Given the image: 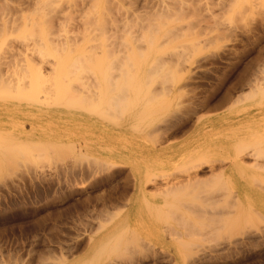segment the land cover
<instances>
[{"label":"rangeland","instance_id":"obj_1","mask_svg":"<svg viewBox=\"0 0 264 264\" xmlns=\"http://www.w3.org/2000/svg\"><path fill=\"white\" fill-rule=\"evenodd\" d=\"M165 1L169 2V7L174 8V6H179L180 9L183 7L182 10H186V13L184 14V11H182L184 15L181 14L179 7L175 8L174 11L172 9L174 13L177 10V13H175L176 16H174L176 17L175 19H178L174 21V19H172L174 16H171L174 13L168 10L171 14H167L166 18L169 21L173 20V22L170 21L169 24H163L164 21H161L165 19V15H160V13L163 12L161 7H164L163 5L167 4ZM173 1H177V5H175L176 2L174 4ZM173 1L5 0L4 2V0H0V18L3 19L5 17L3 20H6L8 17L10 21H8L9 24L7 25H10L9 27H11L9 28L7 26V29L9 28L8 30L10 32L8 30L7 31L11 33V35L5 31H2V34L7 33V36H5V34H1V37H6L5 41L8 39L10 41L8 43L15 45L14 47L18 50L20 49L21 52H24L23 48L26 44V42L24 43V39H26L27 36L30 37V39L27 37L28 39H26V41H28L27 44L31 43L30 47H32L34 51H30L29 54L32 59H34L35 63L38 62L37 67L39 66V63L42 66L41 77H33L29 72L24 71V75L21 74L22 71L18 72L20 73L19 77L17 74H14L15 69L12 67H9V69L6 68L4 70V73L5 71L7 72L5 75H3L5 78L7 76L8 77L5 79L3 76L6 82L4 80H0V102L4 104L3 108H5L6 111H1L0 113V130L2 131V133L0 132V135L4 138H12L13 136H17L15 134L17 130H21L28 137L21 136V139L23 140L29 139V137L34 138L45 135L46 138L55 141L58 145L66 146V142L80 140L81 142L84 141L86 146V148L83 150V157L77 156L72 152H68L65 147V150L64 148H61L62 150L57 148V150L53 151L52 154L50 153L52 159L46 158V160L45 158H42V160L39 158L40 160L36 161V163L25 162V164L22 165L18 164V166H20L19 168L16 166L17 168L11 169L10 172L8 171L4 173L3 171L2 174L4 175L0 174V176H2L0 177V264H264V235L261 234L262 230L264 229V170H255L254 168L249 167L241 172L242 170H239V168L235 165H231L230 162L233 153H235L239 147L254 149L255 146L253 147V145L256 143L255 141L258 140H260L262 143L259 142L260 145H258L260 147L258 146V148H255L262 152V155L259 153L262 156L261 159L264 158V123L263 125H258L259 123L264 122V93L262 94L264 91L261 92V96L258 100L256 99V101L254 100L252 102H248L240 99L241 101H238L237 103L235 102L236 104L232 103L234 102L233 100L235 98H240L244 96L242 94L246 95V93L249 92L248 90L252 83V79L248 82L250 85H248L246 82L247 85L244 83L242 84L243 86H241L238 85V82H240L239 80L241 75L243 74V77L246 70L251 67V64L254 66L257 65L255 67L253 66L255 69H251V75H253L252 77L255 76V78H259L261 76L260 78H262V76H264L260 71L261 69H264V0ZM179 2L181 5H179ZM83 4L85 5L83 6ZM155 6L157 8H155ZM111 8L112 10H110ZM165 11L163 13H165ZM122 13L126 14L124 16L128 15L127 17L131 18L129 19L132 22V24H130L131 26L126 28L128 33L131 32L129 30H134L133 34H131L134 36H139L140 40L142 38L140 41L137 37V40H139L137 43H140H136L140 48L139 50L142 48L144 49V47L149 44L147 41L149 34V38L153 36V39L155 40L159 38V41L161 39L160 43L157 44L154 42L156 45H153L159 48H156V52L157 50L162 49L158 51V53L161 56L163 55L162 58L165 57V59H167L165 62H168L166 64H169L168 72L173 70L172 72L174 73V77L160 76L162 79L165 78V80L167 77L170 79L169 80L167 78L169 81L167 80L168 82L166 83L167 87H165V90L169 88L170 90L168 89V93L170 96H173V106L171 109H180L182 106L183 108L185 106H188L189 108H196L198 107V102L202 101V98L204 100L206 95L210 94L209 99L213 100L216 95L221 93V91L223 92L227 90V87L228 89L229 87H232L235 91H233L234 94H232V100L230 101L234 105L228 103V106L225 104L226 106L212 107V109L208 107L210 110L206 108L200 109L197 111L198 113H196L195 116L193 115L194 118L191 117L192 120L187 119L188 117L185 115L184 119L186 118L187 121L186 119L183 121L181 119L177 121L178 123H176L175 126L173 125L171 126L172 128H169L170 132L174 131L175 128L182 125L186 121L188 126H186V128L183 130L184 132L181 134L180 131L171 137H166L165 134L169 132L166 130V132L164 131L165 134L163 136L166 138V140L165 138L162 140L160 139V142L159 140H156L157 138H160L158 136L160 133L156 128L159 126L161 127L162 125H150L144 132L142 131L143 133L141 131L136 133V131H127L126 129H123L122 131H115L108 129L107 127L109 126L102 127L100 125H92L91 129H87L86 124L80 125V123H74L73 120L69 118L59 119L58 116L55 117L52 111L48 110V106L42 104L45 97L43 95H46L49 91L47 87L53 88L57 95L67 93L71 97L72 92H74L71 98H74V95L76 96L78 93H81V95L85 92L87 93V91H84L83 88V91L79 90L77 92L76 88L83 86L86 79H88L86 77H89V74L85 72L87 67L89 70V63L85 62L86 60L89 61V59L86 57L92 54L89 45L95 43L97 44V41H99L100 44L105 42L103 39V42L99 40L98 37H96V40L98 39L97 41L94 39L91 40V38L89 40V37L92 36L91 33L93 34L92 31L95 28H97V31L95 29L94 34H97L96 32L100 33V29L108 30V28L106 29L105 27L108 24L104 22L109 20L108 15H110L109 17L113 18L117 14L123 16ZM29 15L31 17H29ZM111 15L114 16L112 17ZM168 15L171 17L169 18ZM63 16L65 19L63 18L61 20ZM120 16L118 17L120 18ZM24 17H27V19L30 20L33 19L28 25V28L27 26L25 27V20L23 19ZM89 18H91V22H89ZM95 18L97 19V24ZM159 18L161 21H159ZM1 19L0 26L2 21ZM14 19L16 20L14 21ZM204 20L209 23L206 24ZM147 21L152 24L155 23L157 26L159 24L160 30L159 26L157 27L154 25L149 27L151 33L149 32L150 30L148 25H146V28L144 26L143 29H140L142 24L145 25L148 23ZM63 22L65 23L63 24ZM135 22L137 23L135 24ZM12 23H14V26ZM105 23L107 25H105ZM86 24H88L89 27ZM91 24L94 26H91ZM102 25L105 26L103 27ZM161 25H163L162 29ZM171 25L175 26L171 27ZM156 27L158 29L155 31ZM80 28L82 29V32ZM174 28L178 30H173ZM169 29L173 30L174 33L172 31L168 32ZM84 30L87 32L84 33ZM102 32L103 31H101V33ZM82 33H84V35H82ZM108 33L106 31L105 34ZM180 33L181 35H179ZM85 34L88 37L85 36ZM76 35H78L79 38ZM80 35L83 36L81 37V40ZM69 39H73V41H70ZM34 40H37V42L42 41L40 48L34 49V47L37 48V45L39 47V42L37 43ZM5 41L4 43H1L0 54H3V52L7 49L8 44L7 41L6 43ZM93 41H95V43ZM21 42L22 44L24 43L23 46ZM64 42H66L67 45H72V50H70L71 45L68 46L69 51L73 53L77 49L75 53L78 54L80 52L82 55L78 54L77 56V54H71V52L67 50V45H65ZM62 44H64L65 47L64 45L62 46ZM103 44L104 45L102 47L105 46V43ZM140 45L143 47L141 48ZM100 46L97 47L99 49L101 48L100 50L97 49L98 51L103 50V48ZM148 46L150 47V45ZM135 47L138 49L136 45ZM149 47L145 48V52L150 49ZM151 49L154 50L155 48L152 47ZM176 49L178 51L184 50L186 51V54L184 56L182 55V58L180 57L175 59L176 56L174 55L173 57V53L176 51ZM35 50H40L43 54ZM62 50L65 52L62 53ZM28 51L29 50H27V52ZM66 51L67 53L69 52L68 55ZM65 53L68 57L70 54V57L68 58ZM63 54L66 56L65 59L63 58ZM152 54L153 51L151 52V57L154 55L157 56L156 54L152 56ZM159 54L158 56H160ZM60 55H62V57ZM71 55L73 57L75 56L74 58L77 56L79 59L81 57H85L86 60L83 58L81 59L83 62L80 61V63H82L81 67H85V70L82 69L84 72L77 70L81 69L80 63L78 61L79 66H77V69L76 67H72V69L75 68L73 69V72H76L75 75L72 72L67 76L58 75V65L55 62H58V60L61 61V58L64 59L62 61L67 62V58L68 60L73 58ZM169 56L170 58L173 57L171 61L173 59L176 61H172L171 63L170 59L168 60ZM20 57L21 55L18 56V58ZM42 57L44 58L43 61H41ZM150 60L151 58L148 59L150 63L148 61L145 62L146 66L144 65V67L147 68L149 63L148 67L150 68V64L153 63ZM178 60L179 62H177ZM51 62H54L56 66L52 68V65H50ZM84 62L86 63L85 65H83ZM253 62L255 64H253ZM172 64L174 66H172ZM165 66L167 67V65L164 63V67ZM173 67H176V70H174ZM258 68L259 71H257ZM88 70L87 72L89 73ZM164 71H167V68H165ZM174 71H177V73ZM78 72H80V75L82 73L81 77L79 74H77ZM256 74L260 76L258 77ZM18 77L21 78V80L27 85H31V88L33 89H31L30 86H27L28 88L26 87V89L17 88L18 90L11 88L15 78ZM156 77H158V80L160 79L159 76ZM156 77L154 75H147L145 77V81L143 82L148 83L149 86L151 85L152 89L150 88V90H154L153 87H156L155 89L157 90L154 91H157L156 93H158L160 88L159 85H156L155 83L159 84L161 82L162 85L163 80L160 79L161 81H158ZM9 79L10 81H8ZM81 79H83L84 82L81 81ZM10 82L11 85L9 86ZM152 83L155 85L153 86ZM166 84H164V86H166ZM236 84L243 88L240 89L238 86H236ZM40 86H44L46 88ZM70 86L75 89L72 90ZM213 87H215V89ZM261 90H264V88L262 87ZM151 93H153V91ZM77 96L76 98H78ZM83 97L86 98V95L84 94ZM85 98L82 100L86 101L87 98ZM171 112L172 110L168 112L167 115ZM1 125H3V127H1ZM154 128L157 130L158 135L154 131ZM187 128L188 130H186ZM160 130L161 129H159V131ZM161 131L163 132V130ZM252 142H254V144ZM54 152H56L55 156H53ZM245 157L244 159L247 162L253 161L252 156L247 155ZM117 159L124 161L118 163L117 167H115L116 165L109 169L104 167L105 169L100 171L93 167L92 169H94L95 172L90 168L88 169L90 172H88L87 175L82 170L83 167L87 166V164L88 166L89 164L94 166L96 162L100 161V163H103L102 166H105L104 163ZM91 162L95 163L92 164ZM198 163L202 164L201 166L203 171H206L205 175H207L209 172V163L216 165L222 163L225 167L229 168L230 170L227 169L224 174L226 177L223 176L224 180L226 181V183H224L225 181L223 182L225 185L219 184L223 181V178H219V182L216 179L212 180L213 182H208L206 185L203 184L205 186L200 185V189L197 188L199 186H194L195 188L191 186L193 190L191 187H186V189H184V187L182 191L185 193L180 192L181 194L178 192L181 189L178 191L175 190L178 192L177 196L173 190L172 194H168L167 198H165L162 194L161 196H158L159 192L156 193V188H153L152 181H150L151 183H147L149 182L148 179L155 177L154 180L157 179L158 182L157 180L156 182L159 184L161 183L159 185L160 187H157V191H160L163 188L161 186L164 185V182L166 180L170 181L172 177L174 179L176 178V182L180 181L178 184H182L183 181L186 183L187 173L193 172L194 169H191ZM82 165L84 166L82 167ZM234 167H236L238 171ZM116 169H118V172ZM124 175L127 176H125L127 179L129 175V177H131L129 178V180L131 179V182L132 180L134 182L137 179V181H141L143 183L142 192H134L131 200L126 203L117 202L116 200L119 190H121V188L124 186ZM163 176L164 179L162 178ZM169 176L171 177L170 180H168ZM174 179L171 181L175 183ZM217 184L218 187H216ZM121 185L122 187H120ZM190 190H192L194 195L197 197L203 195V198H200L206 202L202 203V201L200 204L202 203L203 206L206 204L209 207L214 205L216 206V204L220 206L221 204L228 202L230 199L228 193L232 191L234 194L236 193L241 197V199H243L245 208H247V205L248 207H251L249 209L252 211V207H255L256 211L258 213L260 212V215L262 214L260 216L261 218H256L255 216H252L253 218H251V220L250 218H244L239 225L233 227L234 229L231 226H226L224 228L217 227V230L216 228H209V230L208 228L202 226L204 222H200L202 221L201 219L198 221L197 217H191V214H188V212L184 211L185 208H183L181 205L184 204V201H187V198H183L185 200L181 203V205V201H176L181 200V196L184 194L187 197H189L190 194L193 195V192L191 193ZM197 191L202 194H195V192L198 193ZM212 191L214 193L216 191L217 193L214 194ZM206 193L209 194V197H213V200H210L211 198H209ZM210 193L213 194L211 195ZM204 194L207 198H209L208 200L205 199L206 197L204 198ZM194 195L193 197L196 198ZM177 197L180 198L177 199ZM214 197L216 201L219 199L217 203L214 200ZM190 198L193 199L191 196ZM190 198L187 202L194 201ZM163 199L165 200L163 201ZM199 199L196 198V201L191 204L194 206H201L202 204H199ZM173 202L179 203L178 205L183 208L180 209L182 212L184 211L183 214H181L182 212L180 210H177L179 207H176L177 209L174 208L177 211L172 208L173 205L170 204H174ZM176 204L173 207L178 206ZM188 204L189 203L185 205L188 206ZM87 208L88 210H86ZM150 208H152V210ZM172 209L175 212L180 211L181 216L183 215L185 219L187 218L186 220H188V222L196 220L192 221L193 224L194 222L196 224V226L194 224L193 229V232L196 234L191 233V230L190 233L184 231L185 234L182 232L179 236L173 234L171 235L167 232L169 228L171 231H179L182 229V227L179 228L180 226H177V219L175 220V218H178V215L180 216V214L175 213L177 214V217H172L175 215L174 212L171 211ZM113 214L114 217H112ZM157 214H159V216ZM187 214L189 217H186L188 216ZM195 227L197 228L195 229ZM201 227L204 229L206 228L205 231ZM126 229L128 232L130 229L131 232H134L133 235L135 237L133 236V239H131L132 237H129L132 234L127 236V239L129 237V239L133 242L134 239H137L134 242V246L131 241L128 240L130 243L126 241L127 243L125 244V250L124 245H121L118 249L120 251L122 247L121 252L119 253H111L108 250L110 252L109 254L106 249L108 256L106 251L105 256V254L102 253V251L104 252L105 249H102L101 246L99 247L100 250L98 248L99 243L102 244L103 242H107L108 244V241L113 239H109L110 237H114L118 231H126ZM164 229L166 230L164 231ZM259 229H261V232ZM211 230L213 231L211 232ZM181 231H183V229ZM254 231H259V233H251ZM262 233L264 234V232ZM249 234H252L251 237L254 239L250 238V236H248ZM247 236L249 237L248 239ZM227 239H234L233 241L236 239L238 240H236L234 246V244L231 242L228 244ZM259 241H261L260 244ZM237 242L240 245H238ZM253 242H255L256 245L255 243L253 244ZM216 243L218 245H221L222 243V245L218 247ZM257 243L259 245H257ZM104 244H102V246ZM128 246L129 248H127ZM131 246L132 248H130ZM141 247H143V249ZM209 247H215L216 249L212 248L210 251L211 248L209 249ZM236 247L239 249L238 252L242 250L238 254ZM227 248L230 249V252ZM156 251L157 253H155ZM216 254L220 257H218ZM202 255H205V257ZM229 255L231 256L229 257Z\"/></svg>","mask_w":264,"mask_h":264},{"label":"bare ground","instance_id":"obj_2","mask_svg":"<svg viewBox=\"0 0 264 264\" xmlns=\"http://www.w3.org/2000/svg\"><path fill=\"white\" fill-rule=\"evenodd\" d=\"M131 1V0H130ZM145 1V0H144ZM173 1V0H172ZM263 1V0H262ZM4 2H5V0H4ZM12 2V1H11ZM162 2V1H161ZM165 2H167V1H165ZM175 2H176V4H175ZM173 1V3L175 4V5H177V1ZM180 3V2H179ZM9 4V3H8ZM61 4H63V3H61ZM60 4V5H61ZM110 4H112V3H110ZM110 4H107V5H110ZM135 4V3H134ZM149 4V3H148ZM165 4V3H164ZM168 4V5H167ZM167 4H165V5H163L164 7H161V9H162V11L164 12L165 10H167V11H165V13H160V15L161 14H164L165 16V19L167 20V18H166V16H167V14H171L170 13V11H172V9H173V11H174V9L175 8H177V7H179V6H174V8L173 7H169V2H167ZM18 5V4H17ZM85 4H83V6H84ZM113 5V4H112ZM179 5H181V3L179 4ZM200 5V4H199ZM62 6V5H61ZM82 6V5H81ZM146 6H147V4H146ZM149 6V5H148ZM170 6H171V4H170ZM173 6V5H172ZM111 7V6H110ZM114 7V6H113ZM144 7H145V5H144ZM159 7V6H158ZM182 7V6H181ZM186 7V6H185ZM190 7V6H189ZM7 8V7H6ZM155 8H157L156 6H155ZM170 8V9H169ZM195 8V7H194ZM18 9V8H17ZM183 9V7L180 9V7H179V10H181V14H185L186 12V10L184 11V10H182ZM185 9V8H184ZM193 9V8H192ZM208 9V8H207ZM110 10H112V8L110 9ZM154 10V9H153ZM168 10H170V11H168ZM195 10V9H194ZM211 10V9H210ZM172 11V13H174ZM182 11H184L183 13H182ZM197 11V10H196ZM112 12V11H111ZM110 12V13H111ZM128 12V11H127ZM168 12V13H167ZM178 12H180V11H178ZM159 13V12H158ZM175 13H177V10L175 11ZM173 14V15H171V16H176V14ZM108 14V13H107ZM113 14H116V13H113ZM123 14V13H122ZM130 14V13H129ZM156 14V13H155ZM180 14V13H179ZM183 14V15H184ZM193 14H194V12H193ZM212 14V13H211ZM28 15V14H27ZM124 15H126V14H123V16L121 17L120 15H116L117 16V18H116V16H114V15H111L113 18H111V17H109L110 15H108V21H104V22H106L105 23V25H107V26H105V25H102L103 27L105 26L106 27V29L108 28V30H105V29H103V30H101L100 29V33H98V32H96L97 34H94L95 32V29H96V31H97V28H95L92 32H93V34L91 33V35L92 36H90L89 37V40H90V38H91V40H95V41H97L98 39L99 40H101L102 41V39L103 40H105V42H103V43H105V46L104 47H102L104 44L102 43V44H100L99 43V41H97L98 43L97 44H99V45H97L96 43H95V41H93L95 44H91V45H89L90 46V48H91V52H92V54L91 53H89V54H91V55H89L88 57H86V58H88L89 59V61L88 60H86L85 59V57H83L85 60V62L86 63H89V70H88V67L86 68L88 71H89V73L87 72V70L85 71L87 74H89L88 76L89 77H86V78H88V79H86V83L84 82V77H85V75H84V77H83V79H81V81H83L84 82V84H83V86H81L80 88L79 87H77V85H76V89H77V92L79 91V90H82V88L84 89V91L86 90L87 91V93L85 92H82V93H84L85 95H86V98H87V100L86 101H83L82 99H84L85 97H83L84 96V94H82L81 95V93H78V94H76V96L78 97V98H76V96L74 95V98H71L72 97V94L74 93V92H72V94H71V97H70V95H68L67 93L66 94H62V95H57L56 94V92H55V90L53 89V88H51V87H47L48 89H49V91L47 92V94L46 95H43V96H45L44 97V100H43V102H42V104H44V105H46V106H48V110H50V111H52V113H53V115L56 117V116H58V118L60 119H66V118H69V119H72L73 120V122L74 123H80V125H84V124H86V128L88 129H91V126L92 125H100V126H109V127H107L108 129H112V130H115V131H122L123 129H126L127 131L128 130H133V131H136V133L138 132V131H145L150 125H162L161 127L159 126V127H157L156 129L158 130V132L160 133L159 135L157 134L158 132H157V130L154 128V131L156 132V134L160 137L159 139L157 138L156 140H159V142H160V139L162 140V139H164L165 137H163L164 136V131L166 132V130L167 131H169L170 129V127L171 126H175V124L176 123H178L177 121H179V120H181L182 119V121L183 120H185L184 119V117H185V115H186V117H188L187 119H189V120H192L191 119V117H193V115L195 116V114L196 113H198L197 111L198 110H200V109H204V108H206V109H208V107L209 108H211L212 109V107L214 108V107H222V106H224L225 104L227 105L228 103H231L230 101L232 100V94H234L233 93V88L231 87H229V89H228V87L226 88L227 90H225V91H221V93L219 94V95H216V97L213 99V100H211V99H209L210 98V94L209 95H206L205 97H204V100H203V98H202V101H199L198 103L199 104H197L198 105V107H196V108H189L188 106L186 107H184L183 108V106L179 109V108H176V110L175 109H171L172 108V106H173V96H170L169 95V91H168V89L167 90H165L166 88L165 87H167V82L170 80L168 77V79L166 78V80H165V78H161L160 76H173L174 75V73L172 72V71H170V72H168V69H169V64H166V63H168V62H165V60H167V59H165V57L164 58H162L163 57V55L161 56L159 53H158V51H160V50H162V49H160V50H157V52L155 51L156 50V48L157 49H159L157 46L155 47L153 44H155V43H160V40L158 41V39H153V36L151 37V38H149V35H148V38H147V41L149 42V44L148 45H150V47L147 45L146 47H144V49L141 47V45H140V47L142 48L141 50H139L140 48H139V46L137 45V44H140V43H137V41H139L140 39H139V36H134V35H132L133 34V31L134 30H129V31H131V32H129L128 33V31H127V27H129V26H131L130 24H132V22H131V20H129V19H131V18H129V17H127V16H124ZM135 15V14H134ZM152 15V14H151ZM159 15V14H158ZM168 15V16H169ZM201 15V14H200ZM68 16V15H67ZM102 16H104V15H102ZM118 16H120V18L118 17ZM131 16V15H130ZM157 16V15H156ZM171 16H169V18L171 17ZM174 16V18H172V19H174V21L175 20H177V19H175L176 17ZM180 16V15H179ZM186 16V15H185ZM185 16H184V18H185ZM215 16V15H214ZM22 17V16H21ZM29 17H31L30 15H29ZM28 17V18H29ZM151 17V16H150ZM177 17H178V15H177ZM202 17V16H201ZM216 17V16H215ZM5 18V17H4ZM3 18V19H4ZM64 18V16L61 18V20ZM98 18H99V16H98ZM133 18V17H132ZM139 18V17H138ZM162 18H163V16H162ZM181 18H182V16H181ZM1 19V18H0ZM3 19H1L2 21H1V26H0V46H1V43H4V41H5V36H7L6 34L7 33H9L10 31L8 30L9 28H11V27H9L10 25H7V24H9L8 23V21H10V19L7 17V21L6 20H3ZM25 21H24V24H25V27L27 26V28H28V25L31 23V21L33 20V19H27V17L25 18H23ZM65 19V18H64ZM90 19L91 18H89V22H91L90 21ZM96 19V18H95ZM104 19V18H103ZM147 19V18H146ZM153 19V18H152ZM151 19V20H152ZM155 19V18H154ZM160 19V18H159ZM162 20L161 21V19L159 20V21H161V22H163V24H169V22L170 21H172L173 22V20H167V22H166V20ZM16 19H14V21H15ZM94 20V19H93ZM180 20V19H179ZM183 20V19H182ZM13 21V22H14ZM134 21V20H133ZM144 21V20H143ZM209 21V20H208ZM34 22V21H33ZM66 22V21H65ZM65 22H63V24L65 23ZM88 22V23H89ZM100 22H102V21H100ZM99 22V23H100ZM131 22V23H130ZM148 23H146L145 25L144 24H142L141 25V28L140 29H143V27L145 26V28H146V25H148V28L149 27H151V25L153 26H157V25H155V23L154 24H152V23H150L149 21H147ZM157 22V21H156ZM161 22H159V23H161ZM180 22V21H179ZM183 22H184V20H183ZM188 22V21H187ZM204 22L206 23V24H208L207 22H206V20H204ZM211 22V21H210ZM214 22H215V20H214ZM62 23V22H61ZM84 23V22H83ZM98 22H97V19H96V24H97ZM137 22H135V24H136ZM14 23H12V25H13ZM15 24H16V22H15ZM33 24V23H32ZM95 24V23H94ZM171 24V23H170ZM182 24V23H181ZM188 24V23H187ZM186 24V25H187ZM193 24V23H192ZM205 24V25H206ZM214 24V23H213ZM218 24V23H217ZM11 25V26H12ZM87 26H88V24H86ZM216 25V24H215ZM7 26L9 27L8 29H7ZM14 26V25H13ZM12 26V27H13ZM63 26V25H62ZM66 26V25H65ZM85 26V25H84ZM86 26V27H87ZM91 26H94V25H92L91 24ZM133 26V25H132ZM158 26H159V24H158ZM157 26V27H158ZM173 26H175V25H173ZM172 25H171V27H173ZM177 26V25H176ZM89 27V26H88ZM96 27H98V26H96ZM100 27H101V25H100ZM137 27V26H136ZM156 27V29H155V31L158 29ZM162 27H163V25H161V29H162ZM165 27V26H164ZM170 27V26H169ZM178 27V26H177ZM176 27V28H177ZM215 27V26H214ZM61 28V27H60ZM83 28H85V27H83ZM94 28V27H93ZM99 28V27H98ZM102 28V27H101ZM131 28H133V27H131ZM153 28H155V27H153ZM182 28V27H181ZM216 28V27H215ZM215 28H213V29H215ZM23 29V28H22ZM81 29V28H80ZM90 29V28H89ZM207 29V28H206ZM9 32H8V31ZM12 30V29H11ZM17 30V29H16ZM20 30H21V28H20ZM19 30V31H20ZM27 30V29H26ZM61 30V29H60ZM149 30H150V28H149ZM148 30V31H149ZM159 30H160V26H159ZM163 30H165V29H163ZM162 30V31H163ZM173 30H178V29H173ZM173 30H171V29H169L168 30V32H170V31H172L173 33H174V31ZM182 30V29H181ZM2 31H5V32H7L6 34L5 33H3L2 34ZM66 31H67V29H66ZM65 31V32H66ZM80 31V30H79ZM78 31V32H79ZM101 31H103L104 32V34H103V32L101 33ZM106 31H107V33L108 34H110V35H108V34H105L106 33ZM140 31H142V30H140ZM147 31V30H146ZM145 31V32H146ZM15 32V31H14ZM63 32V31H62ZM68 32V31H67ZM66 32V33H67ZM81 32H82V29H81ZM84 33L85 32H87V31H83ZM91 32V31H90ZM143 32V31H142ZM150 33H151V30L149 31ZM148 32V33H149ZM176 32V31H175ZM180 32V31H179ZM77 33V32H76ZM84 33H82V35H84ZM132 33V34H131ZM156 33V32H155ZM166 33V32H165ZM177 33V32H176ZM1 34L2 35H4L5 34V36H3V37H5V38H2L1 37ZM10 35H11V33H9ZM12 34H13V32H12ZM18 34V33H17ZM16 34V35H17ZM63 34V33H62ZM79 34H81V33H79ZM87 34V33H86ZM85 34V36H87ZM139 34V33H138ZM146 34H147V32H146ZM172 34V33H171ZM170 34V35H171ZM19 35V34H18ZM29 35H30V32H29ZM163 35V34H162ZM177 35V34H176ZM179 35H181V33L179 34ZM21 36H22V34H21ZM21 36H19V37H21ZM65 36V35H64ZM74 36H75V34H74ZM77 37H78V35H76ZM168 36V35H167ZM173 36V35H172ZM174 36H175V34H174ZM24 37V36H23ZM28 37V36H27ZM26 37V39H30V37H28L27 38ZM67 37V36H66ZM73 37V36H72ZM81 37H83V36H81L80 35V40H81ZM88 37V36H87ZM96 37H98V39L96 40ZM137 37H138V39L139 40H137ZM155 37V36H154ZM161 37V36H160ZM179 37V36H178ZM79 38V37H78ZM140 38H141V36H140ZM166 38V37H165ZM26 39H24L25 41H24V43L26 42V44H25V47L23 48L24 49V52H21V50L19 49H17V48H15L14 46L15 45H12V44H10V43H8V42H10L8 39V41H7V44L9 45V47H8V45H7V49L3 52V54H0V80H4V78H5V74H6V72L7 71H5V73H4V70L6 69V68H8L9 69V67H12L13 69H15V75L17 74V76H19L20 75V73H18V72H21V74H23V71L24 72H29L30 74H31V76H33V77H41V72H42V66L40 65V63H39V66L37 67V63H35V61H34V59H32V57L30 56V51L32 52V51H34L33 50V48L32 47H30L31 46V43H29V44H27L28 43V41H26ZM39 39H41V38H39ZM62 39H64V38H62ZM77 39V38H76ZM83 39V38H82ZM144 39V38H143ZM171 39V38H170ZM67 40H68V38H67ZM70 40V39H69ZM72 41H73V39H71ZM70 40V41H71ZM86 40H87V38H86ZM141 40H142V38H141ZM140 40V41H141ZM145 40H146V37H145ZM154 40V41H153ZM174 40V39H173ZM6 41H5V43H6ZM34 41H36L37 42V40H34ZM64 41V40H63ZM78 41V40H77ZM108 41V42H107ZM163 41V40H162ZM171 41V40H170ZM39 42V43H38ZM37 43L39 44V47H38V45H37V48H35L34 47V49H38V48H40V44H41V42L42 41H38ZM68 42V41H67ZM75 42V41H74ZM90 42V41H89ZM92 42V41H91ZM107 42V43H106ZM155 42V43H154ZM12 43V42H11ZM23 43V44H24ZM62 43V42H61ZM65 43V45H67L66 44V42H64ZM72 43V42H71ZM76 43V42H75ZM78 43V42H77ZM81 43H82V41H81ZM137 43V44H136ZM21 44H22V42H21ZM23 44H22V46H23ZM34 44V43H33ZM89 44V43H88ZM6 45V44H5ZM20 45V44H19ZM64 44H62V46H63ZM65 45H64V47H65ZM71 45V44H70ZM70 45H67V48H68V46H70ZM82 45V44H81ZM86 45V44H85ZM101 45V46H100ZM135 45L138 47V49H136V47H135ZM156 45V44H155ZM160 45H162V44H160ZM160 45H158V46H160ZM33 46V45H32ZM34 46H36V45H34ZM102 47L103 48V50H101V51H98V50H100L99 48H97V47ZM72 47V45L70 46V48ZM80 47V46H79ZM106 47V48H105ZM150 48V49H146L147 51L145 52V48ZM155 48L154 50L153 49H151V48ZM61 48H63V47H61ZM177 48V47H176ZM186 48V47H185ZM184 48V49H185ZM188 48V47H187ZM1 49V48H0ZM5 49V48H4ZM64 49V48H63ZM73 48H71L70 50H72ZM76 49V48H75ZM80 49H82V48H80ZM98 49V50H97ZM104 49H106V50H104ZM173 49H175V48H173ZM27 50H29L28 52H27ZM41 50V49H40ZM40 50H35V51H39V53L41 52ZM68 51H69V48L67 49ZM77 50V49H76ZM75 50V51H76ZM86 50V49H85ZM137 50V51H136ZM142 50H144V51H142ZM151 50V51H150ZM180 50V49H179ZM187 50V49H186ZM75 51L72 53L71 51H69V52H71V54H77V53H75ZM79 51V50H78ZM153 51V54H152V56L154 55V54H156L157 56H158V54L160 55V56H153V57H151V52ZM1 52V51H0ZM65 52V51H64ZM63 52V50H62V53H64ZM68 52V53H69ZM85 52V51H84ZM155 52V53H154ZM173 52V51H172ZM34 53V52H33ZM42 53V52H41ZM61 53V54H62ZM66 53H67V51H66ZM66 53H65V55H66ZM68 53H67V55H68ZM82 53V52H81ZM43 54V53H42ZM42 54H41V56H42ZM78 54H80V52L78 53ZM78 54H77V56H78ZM83 54H85V53H83ZM86 54H87V52H86ZM172 54V53H171ZM186 54V51H184V50H180V51H178L177 49H176V51L173 53V57H174V55L176 56L175 57V59L176 58H180L182 55L184 56ZM19 55H21V57L20 58H18V56ZM64 55V54H63ZM64 55V56H65ZM66 55V56H67ZM80 55H82V54H80ZM79 55V56H80ZM88 55V54H87ZM86 55V56H87ZM32 56H33V54H32ZM61 57H62V55H60ZM63 56V58L65 59L66 58V56L64 57ZM72 56V55H71ZM76 56V58H74L73 56V58H71V60H68V58L70 57V54H69V57L67 58V62L66 61H62V60H64L63 58H61L62 60L60 61V60H58V62H55L57 65H58V70H57V73H58V75H61V76H67L69 73H74L73 72V69H75V68H73L72 69V67H76V69H77V66H79V63H80V61L81 62H83L81 59H83L81 56V58L79 59V57H77ZM182 56V57H183ZM172 57V58H173ZM181 57V58H182ZM149 58H151V62H153L152 64H150V68L148 67L149 66V61H148V59ZM167 58V57H166ZM172 58H170V56L168 57V60L170 59V61H171V59ZM191 58V57H190ZM44 60V58L42 57L41 58V61H43ZM40 61V62H41ZM78 61H79V63H78ZM88 61V62H87ZM146 61H148L149 63H148V66H147V68H149V69H147L146 67H144V65H145V62ZM169 61V62H170ZM173 62L174 61H176V60H172ZM172 61H171V63H172ZM45 62V61H44ZM83 63V65H85L86 63ZM177 62H179V60L177 61ZM55 63L54 62H51V64L50 65H52V68L54 67V66H56L55 65ZM164 63H165V65H167V67L165 66L164 67ZM194 63V62H193ZM43 64V63H42ZM81 64L82 63H80V67H81ZM251 64V63H250ZM253 64H255L254 62H253ZM256 64H257V62H256ZM262 65V64H261ZM87 66V65H86ZM146 66V65H145ZM171 66V65H170ZM172 66H174L173 64H172ZM171 66V67H172ZM191 66V65H190ZM251 67H249V69H247L246 70V72L244 73V76L242 77V75H241V77H240V82H238L239 84L238 85H241V86H243L242 84H246V82H247V84H248V82L251 80L252 81V83H251V85L250 84H248V85H250V88H249V92H247L246 93V95L245 94H242V95H244V96H242V97H238V96H236V97H238V98H233L234 100V102H232V103H234V104H236L238 101H241L240 99H242L243 101H248V102H252V101H256V99L258 100L259 99V97L261 96V92L262 91H264V90H261L262 89V87L264 88V76H262V78H260L261 76L260 75H257L259 78H255V76L254 77H252L253 75H251L252 74V70L251 69H255L254 67L255 66H257V65H250ZM254 66V67H253ZM253 67V68H252ZM263 67V66H262ZM261 67V68H262ZM85 67H81V69H77V70H80V72H84V71H82V69H84ZM164 68V69H163ZM165 68H167V71H164L165 70ZM174 68V70H176L175 68L176 67H173ZM246 68V67H245ZM85 70V69H84ZM264 70V69H263ZM262 69L260 70L262 73H260V74H262V75H264V71H263ZM12 71V70H11ZM76 71V70H75ZM257 71H259V68H258V70ZM9 72V71H8ZM80 72H78L77 74H79V76L81 77L82 76V73H81V75H80ZM174 72H176L177 73V71H174ZM251 72V73H250ZM76 73V72H75ZM75 73H74V75H75ZM175 73V74H176ZM4 74V75H3ZM86 74V75H87ZM24 75V74H23ZM147 75H154L155 77L156 76H159V78L161 79V80H163L162 82V85H161V82L159 83V84H157V83H155L156 85H159V90L160 91H158V93H156L154 90H157V89H155L156 87H153L154 88V90H150V88L152 89V87H151V85L149 86L148 85V83H146V82H143V81H145V77L147 76ZM3 76H4V78H3ZM222 76H223V74H222ZM8 77V76H7ZM7 77L5 78V79H7ZM20 77V76H19ZM15 78V81L13 82V84L11 85V82L9 83V86L11 85V88H15V89H26V87L28 86H30V88H31V85H27L26 83H24L22 80H21V78ZM174 77V76H173ZM3 78V79H2ZM10 78V77H9ZM172 78V77H171ZM237 78V77H236ZM14 79V78H13ZM155 79V78H154ZM156 79L158 80V77H156ZM155 79V80H156ZM159 79V80H160ZM222 79V78H221ZM239 79V78H238ZM12 80V79H11ZM78 80V79H77ZM76 80V81H77ZM80 80V79H79ZM154 80V81H155ZM156 80V81H157ZM158 80V81H159ZM160 80V81H161ZM168 80V81H167ZM5 82H6V80H4ZM8 81H10V79L8 80ZM26 81V80H25ZM29 81V80H28ZM224 81V80H223ZM238 81V80H237ZM82 82V83H83ZM165 82V83H164ZM215 82V81H214ZM218 83V82H217ZM234 83V82H233ZM235 83H237V82H235ZM79 84H80V81H79ZM153 84V83H152ZM155 84H153V86L155 85ZM164 84H166V86H164ZM246 84V85H247ZM74 85V86H75ZM161 85V86H160ZM168 85H169V83H168ZM234 85V84H233ZM237 84H236V86H238ZM246 85H244V86H246ZM73 86V87H74ZM211 86V85H210ZM216 86V85H215ZM232 86V85H231ZM27 87V88H28ZM36 87V86H35ZM40 87H44V86H40ZM239 87V86H238ZM237 87V88H238ZM44 88H46V87H44ZM70 88H72V86H70ZM69 88V89H70ZM86 88V89H85ZM211 88V87H210ZM214 89H215V87H213ZM234 88H235V86H234ZM240 89L241 88H243V87H239ZM238 88V89H239ZM17 89V90H18ZM31 89H33V88H31ZM75 88H72V90H74ZM236 89V88H235ZM170 90V89H169ZM69 91H71V90H69ZM153 91V93H151ZM215 91V90H214ZM236 91H237V89H236ZM67 92V91H66ZM76 92V93H77ZM156 94H155V93ZM235 92V91H234ZM264 92H262V94H263ZM240 96V95H239ZM85 98V99H86ZM201 98V97H200ZM72 99H74V100H72ZM236 102V103H235ZM231 103V104H232ZM234 104H232V105H234ZM185 105V104H184ZM196 105V106H197ZM225 105V106H226ZM229 105V104H228ZM227 105V106H228ZM231 106V105H230ZM4 107V104L2 103V102H0V113H1V111H6V109L5 108H3ZM195 107V106H194ZM172 110V112L171 113H169L168 115H167V113L168 112H170ZM208 110H210V109H208ZM165 115H167V116H165ZM194 118V117H193ZM187 119H186V121H187ZM186 121L182 124V125H180V126H178L177 128H175V130L174 131H169L167 134H165V136L166 137H171L172 135H174V134H177L178 132H180L181 131V134H182V132H184L183 130L186 128V126H188L187 124L188 123H186ZM190 122V121H189ZM157 123H160V124H157ZM263 123L264 122H261V123H259L258 125H263ZM190 124H192V123H190ZM189 124V125H190ZM1 127H3V125H1ZM172 128V127H171ZM159 129H161V130H163V132L160 130L159 131ZM186 130H188V128L186 129ZM257 131V130H256ZM0 132L2 133V131L0 130ZM142 132V133H143ZM154 132V133H155ZM140 133V132H139ZM163 133V134H162ZM17 136H13L12 138H7L6 136V138H4L3 136H1L0 135V174H2V172L4 171V173L5 172H10V170L11 169H13V168H17L16 166H18V164L20 165H22V164H25V162H35L36 163V161H39L40 159L39 158H50V159H52L51 158V155H50V153L52 154L53 153V151H55V150H57V148L59 149H61V148H66V150L68 151V152H72L73 154H75V155H77V156H82L83 155V150L86 148V146H85V142L84 141H80V140H77V141H72V142H66V146L64 145H58L55 141H52V140H50L49 138H46V136L44 135H41V136H38V137H29V139H26V140H23V139H21L22 137L21 136H26L27 137V135L23 132V131H21V130H17V132L15 133ZM162 134V135H161ZM156 135V136H157ZM155 136V135H154ZM28 138V137H27ZM165 140H166V138H165ZM157 142V141H156ZM256 143L254 144V142H252L254 145H253V147L255 146V147H257L258 148V146L260 145V143H262V142H260V140H258V141H255ZM258 142V143H257ZM260 142V143H259ZM259 144V145H258ZM264 144V143H263ZM237 145V144H236ZM242 146V145H241ZM254 147V149H247V147L245 148V147H237L238 149L236 150V152L235 153H233V155H232V158H231V165H235V166H237L238 168H239V170H242L241 172H243V170H245L246 168H254L255 170H260V169H263L264 170V158L263 159H261V155H262V152L260 151H258L256 148ZM260 147V146H259ZM65 148H64V150H65ZM263 148V147H262ZM62 150V149H61ZM263 151H264V149H263ZM64 152V151H63ZM86 152V151H85ZM56 152H54V155L53 156H55L56 154H55ZM259 153H261V155L259 154ZM264 154V153H263ZM57 155H58V153H57ZM252 156L253 157V161L252 162H247L245 159H246V157L245 156ZM50 156V157H49ZM83 157V156H82ZM244 157H245V159H244ZM55 159V158H54ZM96 159V158H95ZM249 159V158H248ZM43 160V159H42ZM47 160V159H46ZM45 160V161H46ZM97 160V159H96ZM99 160V159H98ZM118 160V161H117ZM117 160H110L109 162H106V163H104L105 164V166H102V164L103 163H100V161H98V162H96V164L93 166V165H91V164H89V166H88V164H87V166L86 167H83L84 165H82V167H83V171L85 172V174L87 175L88 174V172H90L88 169H92L93 167H95L97 170H104L105 168L106 169H109V168H111V167H114L115 165V167H117V164L118 163H121V162H124L123 160H120V159H117ZM227 160V159H226ZM95 161V160H94ZM221 162V161H220ZM90 163V162H89ZM92 164H94L95 162H91ZM219 163V162H218ZM202 164L201 163H198L197 165H194L193 166V168L191 169V170H193V172H188L187 173V178H186V183H184V181L182 182V184L180 183V184H178L180 181V179L178 180L179 182H176V178L174 179L173 177H172V179H174V181H175V183L173 182V181H171L172 179H171V177L169 176V179L168 180H170L171 181V183H170V181H165L164 182V185L163 186H161V187H163L160 191H157V187L159 188L160 186V184L159 183H157L158 182V180H157V182H156V180H154V178H151V179H148V181L149 182H147V183H151L150 181H152V183H153V188H156V193H160V195H159V193H158V196H161V194L165 197V198H167V195L168 194H172V192H173V190L175 191V190H179V189H181L180 191H178L179 193L181 192V193H185V192H183L182 191V189L184 188V189H186V187L188 188V187H191V186H193V188H195V187H197V186H199V187H197V188H201L200 187V185L202 186L203 184H205L206 185V183H208V182H211L212 180H218L219 178H223V176H224V174H225V172L227 171V169H229V168H227V167H225L222 163H220V164H218V165H216V164H213V163H209L208 164V167H209V172H208V174L207 175H205L206 173V171L204 172L203 171V169H202V166H201ZM216 165V166H215ZM20 166H18V168H19ZM24 167V166H23ZM22 167V168H23ZM105 167V168H104ZM234 168H236V167H234ZM119 169V168H118ZM118 169H116L117 170V172H118ZM121 169V168H120ZM123 169V168H122ZM185 169V168H184ZM237 169V168H236ZM93 171H94V169H92ZM96 170V171H97ZM230 170V169H229ZM115 171V170H114ZM121 171H123V170H121ZM121 171H119V172H121ZM179 171V170H178ZM237 171H238V169H237ZM14 172V171H13ZM12 172V173H13ZM82 172V171H81ZM92 172V171H91ZM95 172V171H94ZM176 172V171H175ZM200 173V174H199ZM203 175H202V174ZM8 174V173H7ZM7 174H5V175H7ZM124 174H125V172H124ZM2 175H4V174H2ZM112 175H113V173H112ZM111 175V176H112ZM162 175V174H161ZM174 175V174H173ZM126 175H124V177H125ZM165 176V175H164ZM164 176L162 177L163 179H164ZM171 176H172V173H171ZM0 177H2V176H0ZM32 177V176H31ZM107 177V176H106ZM127 177V176H126ZM125 177V180H124V186H123V188H121V190H119V192H118V196H117V198H116V200H117V202H122V203H126V202H129L130 200H131V198H132V196H133V193L134 192H142V182L141 181H137V179L133 182V180H132V182H131V179L129 180V178H131V177H129V175H128V179ZM176 177V176H175ZM224 177H226V176H224ZM87 178V177H86ZM90 178V177H89ZM110 178V177H109ZM150 178V177H149ZM161 178V180L163 181V179ZM166 178V177H165ZM167 178H168V176H167ZM166 178V179H167ZM99 179V178H98ZM122 179V178H121ZM146 179V180H147ZM80 180V179H79ZM160 180V181H161ZM183 180V179H182ZM185 180V179H184ZM159 181V182H160ZM225 180H224V178H223V181H222V183H219V184H224V183H226V181L224 182ZM173 182V183H172ZM213 182V181H212ZM217 182V181H216ZM218 182H219V180H218ZM224 182V183H223ZM255 182V181H254ZM34 183V182H33ZM118 183V182H117ZM116 183V184H117ZM163 183V182H162ZM177 183V184H176ZM145 184H146V182H145ZM214 184V183H213ZM205 185H203V186H205ZM220 185V186H221ZM225 185V184H224ZM117 186V185H116ZM116 186H114V187H116ZM151 186V187H152ZM155 186V187H154ZM195 186V187H194ZM120 187H122V185L120 186ZM119 187V188H120ZM216 187H218V184H217V186ZM223 187V186H222ZM259 187V186H258ZM192 188V187H191ZM193 188H192V190H193ZM40 189V188H39ZM217 189V188H216ZM192 190H190V192L192 193L193 191ZM198 190V189H197ZM71 191V190H70ZM74 191V190H73ZM177 191H175V195L177 196L178 195V192ZM217 191V190H216ZM215 191V193L214 194H216L217 192ZM219 191V190H218ZM132 192V193H131ZM198 192V191H197ZM201 192V191H200ZM258 192H260V191H258ZM31 193V192H30ZM39 193V192H38ZM180 193V194H181ZM213 193H210L211 195L213 194ZM219 193V192H218ZM261 193V192H260ZM64 194V193H63ZM66 194H68V193H66ZM97 194V193H96ZM115 194V193H114ZM190 194V193H189ZM195 194H202V193H196L195 192ZM166 195V196H165ZM187 195H188V193H187ZM193 195H194V192H193ZM193 195H189V197H187V196H185V194L183 195V196H181L182 198H181V200H176L177 202L178 201H181L180 202V205H181V203L186 199L187 201H188V199L190 198V196L193 198V199H191V200H194V201H196L195 199L196 198H200V197H202L203 198V195L202 196H200V197H197L196 195H194V196H196V198H194L193 197ZM206 195L209 197V194H207L206 193ZM206 195L204 194V198L206 197ZM228 195H229V197H230V199H229V201L228 202H225L224 204H221L220 206H218L217 204H216V206L214 205V206H212V207H209V206H207L206 204H204V206H203V204L202 203H205L206 201H203V199H199V204H200V202H202L200 205L201 206H198V205H196L195 203V205L196 206H194L193 204H191V203H193L194 201H191V202H187V201H184L183 203V205H181L183 208H185L184 209V211H186V212H188V214H191V217L192 216H194V217H197L198 219V221H200V219L202 220V221H200V222H204V224H202V226H204V227H206V228H213V229H215L216 228V230H217V227H226V226H231L232 228L234 227V226H237V225H239L240 224V222L244 219V218H250V220H251V218H253L254 216L257 218V217H260L261 215L256 211V208L255 207H252V211H250V209L249 208H251V207H248L247 205H246V207L247 208H245L244 207V201H243V199H241V197L240 196H238L236 193L234 194L232 191L231 192H229L228 193ZM25 196V195H24ZM162 196V197H163ZM173 196H174V194H173ZM214 196V195H213ZM245 196V195H244ZM263 196V195H262ZM46 197V196H45ZM65 197V196H64ZM87 197V196H86ZM93 197V196H92ZM112 197V196H111ZM246 197V196H245ZM114 198V199H115ZM176 198V197H175ZM178 198H180V197H177V199ZM183 198H185V199H183ZM209 198H211L210 200H213V197H209ZM209 198H205V199H209ZM219 198V197H218ZM248 198V197H247ZM48 199V198H47ZM63 199V198H62ZM113 199V200H114ZM169 199H170V197H169ZM183 199V200H182ZM246 199V198H245ZM82 200V199H81ZM165 199H163V201H164ZM214 200H215V197H214ZM219 200V199H218ZM217 200V201H218ZM85 201V200H84ZM90 201V200H89ZM102 201V200H101ZM190 201V200H189ZM216 201V200H215ZM217 201H216V203H217ZM246 201H247V199H246ZM107 202V201H106ZM116 202V203H117ZM176 202V203H177ZM185 202H187V203H189L188 204V206L187 205H185V204H187V203H185ZM23 203V202H22ZM76 203V202H75ZM84 203V202H83ZM88 203V202H87ZM86 203V204H87ZM115 203V204H116ZM121 203V204H122ZM174 203V202H173ZM176 203H174V204H170V205H175ZM21 204V203H20ZM36 204V203H35ZM85 204V203H84ZM105 204V203H104ZM109 204V203H108ZM112 204V203H111ZM162 204V203H161ZM179 203H177L176 205H178ZM107 205V204H106ZM114 205V204H113ZM85 206V205H84ZM108 206V205H107ZM112 206V205H111ZM146 206V205H145ZM144 206V207H145ZM152 206V205H151ZM172 206V208L174 209V208H176L177 210H180V209H183V208H181V206H175V207H173ZM120 207V206H119ZM169 207H171V206H169ZM168 207V208H169ZM85 208V207H84ZM149 208V207H148ZM153 208V207H152ZM152 208H150L151 210H152ZM157 208V207H156ZM155 208V209H156ZM65 209V208H64ZM70 209V208H69ZM73 209V208H72ZM83 209V208H82ZM146 209V208H145ZM173 209L171 210V211H173ZM176 209H174V210H176ZM62 210V209H61ZM67 210V209H66ZM86 210H88V208L86 209ZM176 210V211H177ZM247 210H249V211H247ZM254 210V211H253ZM82 211V210H81ZM157 211V210H156ZM181 211V210H180ZM180 211L179 212H175V211H173L174 212V214L175 213H178V214H180ZM183 211V212H184ZM83 212V211H82ZM81 212V213H82ZM109 212V211H108ZM159 212V211H158ZM167 212H168V210H167ZM182 212V211H181ZM183 212L181 213V214H183ZM185 212V213H186ZM252 212V213H251ZM72 213V212H71ZM111 213V212H110ZM110 213H108V214H110ZM80 214V213H79ZM86 214V213H85ZM167 214H170V213H167ZM171 214H172V212H171ZM181 214H180V216L178 215V218H175V217H177L176 215L177 214H175V215H173L172 217H174L175 218V220L177 219V222H178V227L179 228H181L182 227V229H183V231H181V230H172L171 231V229L169 228V230L167 231L169 234H173V235H176V236H179L182 232L184 233V231H186L187 233H190V230L192 231L191 233H195V232H193V229H194V224H195V222H194V224L192 223V221H196V220H192V221H189L188 222V220H186L184 217H183V215L181 216ZM187 214V215H188ZM67 215V214H66ZM66 215H65V218H66ZM73 215V214H72ZM76 215V214H75ZM158 216H159V214H157ZM160 215H162V214H160ZM164 215V214H163ZM71 216V215H70ZM253 216V217H252ZM51 217V216H50ZM49 217V218H50ZM57 217V216H56ZM61 217V216H60ZM59 217V218H60ZM67 217H69V216H67ZM112 217H114V214H113V216ZM186 217H189V215L188 216H186ZM110 218V217H109ZM158 218V217H157ZM255 218V219H256ZM261 218V217H260ZM189 219V218H188ZM192 219H194V218H192ZM44 220V219H43ZM256 221V220H255ZM259 221V220H258ZM175 222V221H174ZM176 222V223H177ZM246 222V221H245ZM262 222V221H261ZM260 222V223H261ZM199 223V222H198ZM181 224V225H180ZM199 224H201V223H199ZM247 224H249V223H247ZM246 224V225H247ZM233 225V226H232ZM92 226V225H91ZM127 226V225H126ZM195 226H196V224H195ZM101 227H103V226H101ZM171 227V226H170ZM243 227H244V225H243ZM255 227V226H254ZM39 228V227H38ZM197 227H195V229H196ZM199 228V227H198ZM201 228H203V227H201ZM205 228V229H206ZM237 228V227H236ZM253 228V227H252ZM121 229V228H120ZM123 229V228H122ZM173 229V228H172ZM204 229V228H203ZM205 229H204V231H205ZM234 229V228H233ZM240 229H241V227H240ZM243 229V228H242ZM245 229V228H244ZM98 230V229H97ZM100 230V229H99ZM124 230V229H123ZM118 231L117 232V234H116V236L114 235V237H110L109 239H111V238H113V239H111L110 241H108V244H107V242L105 243V242H103L102 244H104L103 246H102V244L101 243H99V246H98V248L101 246L102 247V249H105L104 250V252L102 251V253L103 254H105L108 250L111 252V253H119V252H121V249H122V247H121V249H120V251L118 250L119 248H120V246L122 245H124V250H125V244L127 243L126 241H128V240H130L129 239V237H132L131 239H133V233L134 232H131L129 229V232L127 231V229H126V231ZM163 230V229H162ZM166 229H164V231H165ZM188 230V231H187ZM198 230V229H197ZM196 230V231H197ZM210 230V229H209ZM258 230V229H257ZM133 231V230H132ZM195 231V230H194ZM206 231H208V230H206ZM213 230H211V232H212ZM231 231V230H230ZM259 231L261 232V229H259ZM259 231H257L258 233H259ZM166 232V233H167ZM232 232V231H231ZM256 231H254V232H251V233H255ZM256 232V233H257ZM262 232H264V229L262 230ZM261 232V234L262 235H264L263 233ZM164 233V232H163ZM198 233H200V232H198ZM132 234V235H131ZM168 234V235H169ZM185 234V233H184ZM196 234V233H195ZM244 234V233H243ZM247 234H248V232H247ZM128 235H131V236H129L128 237V239H127V236ZM136 235V234H135ZM183 235V234H182ZM190 235V234H189ZM193 235V234H192ZM203 235V234H202ZM242 235V234H241ZM252 235V234H251ZM251 235L249 234L248 236H250V238H252L251 237ZM256 235V234H255ZM254 235V236H255ZM259 235V234H258ZM113 236V235H112ZM247 236V239L249 238ZM135 237V236H134ZM138 237V236H137ZM199 237V236H198ZM202 237V236H201ZM204 237V236H203ZM263 237V236H262ZM178 238V237H177ZM264 238V237H263ZM197 239H199V238H197ZM202 239V238H201ZM217 239H219V238H217ZM225 239V238H224ZM252 239H254V238H252ZM137 240V239H136ZM135 239H134V242L136 241ZM200 240V239H199ZM228 240V239H227ZM230 240V239H229ZM228 240V244H230V242L232 243V244H234V246H235V243H236V240H238V239H236L235 241H233V240H230L229 241ZM249 240H251V239H249ZM89 241V240H88ZM131 241V240H130ZM138 241H139V239H138ZM141 241V240H140ZM215 241V240H214ZM213 241V242H214ZM233 241V242H232ZM243 241V240H242ZM129 242V241H128ZM134 242L133 241H131V243L133 244V246H134ZM226 242V241H225ZM260 242L261 241H259V244H260ZM130 243V242H129ZM141 243V242H140ZM183 243V242H182ZM192 243V242H191ZM219 243V242H218ZM223 243H224V241H223ZM240 243V242H239ZM251 243V242H250ZM249 243V244H250ZM255 242H253V244H254ZM101 244V245H100ZM132 244H129V245H132ZM188 244V243H187ZM204 244V243H203ZM217 244V243H216ZM215 244V245H216ZM226 244H227V242H226ZM237 244H238V242H237ZM252 244V243H251ZM258 243H257V245H259ZM207 245V244H206ZM221 245H222V243H221ZM220 244L218 245L217 244V246L218 247H220L221 246ZM224 245V244H223ZM238 245H240V244H238ZM238 245H236V246H238ZM255 245H256V243H255ZM135 246H136V244H135ZM141 246V245H140ZM214 246V245H213ZM233 246V247H234ZM250 246V245H249ZM254 246V245H253ZM149 247V246H148ZM147 247V248H148ZM151 247V246H150ZM230 247H231V245H230ZM229 247V248H230ZM232 247V248H233ZM240 247V246H239ZM50 248V247H49ZM98 248H96V249H98ZM127 248H129V246L127 247ZM126 248V249H127ZM130 248H132V246L130 247ZM134 248V247H133ZM142 249H143V247H141ZM146 248V249H147ZM152 248V247H151ZM155 248V247H154ZM211 248V249H210ZM212 248H215V247H209V249H210V251L212 250ZM222 248V247H221ZM220 248V249H221ZM224 248H226V247H224ZM237 248V247H236ZM235 248V249H236ZM255 248V247H254ZM60 249V248H59ZM106 249H107V251H106ZM148 249H150V248H148ZM205 249V248H204ZM216 249V248H215ZM228 249V248H227ZM231 249V248H230ZM230 249H228L229 250V252H230ZM242 249V248H241ZM244 249V248H243ZM99 250H100V248H99ZM155 250V249H154ZM222 250H223V248H222ZM238 248L236 249V251H237V254L238 253H240V252H238ZM249 250V249H248ZM106 251V252H105ZM108 251V252H109ZM123 251V250H122ZM128 251V250H127ZM235 251V250H234ZM100 252V251H99ZM108 252L106 253L107 254V256H108ZM110 252H109V254H110ZM134 252V251H133ZM141 252V251H140ZM145 252V251H144ZM151 252V251H150ZM217 252V251H216ZM228 252V253H229ZM97 253V252H96ZM155 253H157V251L155 252ZM154 253V254H155ZM164 253V252H163ZM226 253V252H225ZM234 253V252H233ZM236 253V252H235ZM99 254V253H98ZM106 254H105V256H106ZM121 254V253H120ZM204 254V253H203ZM100 255V254H99ZM115 255H117V254H115ZM114 255V256H115ZM131 255H132V253H131ZM141 255V254H140ZM155 255H157V254H155ZM168 255V254H167ZM217 255V254H216ZM223 255V254H222ZM221 255V256H222ZM228 255V254H227ZM231 255H232V253H231ZM231 255H229V257L231 256ZM102 256V255H101ZM203 256V255H202ZM218 256V255H217ZM226 256V255H225ZM128 257V256H127ZM203 257H205V255L203 256ZM218 257H220V256H218ZM228 257V256H227ZM233 257V256H232ZM234 257H235V255H234ZM123 258V257H122ZM129 258V257H128ZM168 258H169V256H168ZM199 258V257H198ZM202 258V257H201ZM62 259H63V257H62ZM156 260V259H155ZM170 260H171V257H170ZM202 260H204V259H202ZM219 260H220V258H219ZM60 261V260H59ZM62 261V260H61ZM122 261V260H121ZM130 261V260H129ZM167 261V260H166ZM191 261V260H190ZM168 262V261H167ZM170 262V261H169ZM202 262V261H201ZM200 262V263H201ZM192 263V262H191ZM195 263V262H194ZM193 264V263H192Z\"/></svg>","mask_w":264,"mask_h":264}]
</instances>
